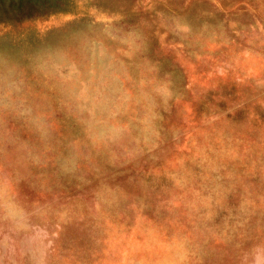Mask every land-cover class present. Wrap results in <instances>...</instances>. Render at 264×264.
Returning a JSON list of instances; mask_svg holds the SVG:
<instances>
[{"label": "rangeland", "instance_id": "1", "mask_svg": "<svg viewBox=\"0 0 264 264\" xmlns=\"http://www.w3.org/2000/svg\"><path fill=\"white\" fill-rule=\"evenodd\" d=\"M0 264H264V0H0Z\"/></svg>", "mask_w": 264, "mask_h": 264}]
</instances>
